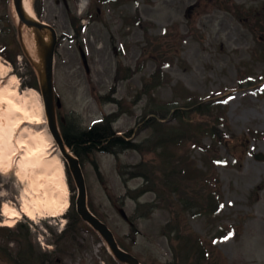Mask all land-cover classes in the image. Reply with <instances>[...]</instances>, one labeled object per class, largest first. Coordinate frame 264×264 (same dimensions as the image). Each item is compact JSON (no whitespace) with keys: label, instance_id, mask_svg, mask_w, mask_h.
I'll list each match as a JSON object with an SVG mask.
<instances>
[{"label":"rangeland","instance_id":"374dc122","mask_svg":"<svg viewBox=\"0 0 264 264\" xmlns=\"http://www.w3.org/2000/svg\"><path fill=\"white\" fill-rule=\"evenodd\" d=\"M28 1L56 33L57 126L86 130L110 117L138 147L80 162L89 207L119 245L141 264H264V161L254 158L264 154V0ZM31 27L17 19L13 0H0L1 82L15 75L22 94L38 87L44 107ZM199 102L208 112L197 119L196 107H186L189 123L164 111ZM45 117L36 126L47 129L63 163L67 205L18 220L35 246L26 255L8 243L0 211V264H120L74 215L77 190ZM209 125H217L214 135ZM25 182L0 173V209L20 204Z\"/></svg>","mask_w":264,"mask_h":264},{"label":"bare ground","instance_id":"6f19581e","mask_svg":"<svg viewBox=\"0 0 264 264\" xmlns=\"http://www.w3.org/2000/svg\"><path fill=\"white\" fill-rule=\"evenodd\" d=\"M22 7L27 18L35 19L28 0H22ZM30 29L33 30L32 54L41 69L42 52L49 46L51 36L48 31L47 34H43L34 27ZM36 49L39 55L36 54ZM5 68V65H0L1 70ZM2 78H0V173L7 175L14 169L19 181H23L27 176L25 188L18 191L21 193L23 204L21 212L11 204H4L2 208L5 226L12 227L15 220L21 218V214L34 219L36 215H41L45 211L50 214L56 213L64 204L65 210L67 202L61 200V193H67V188L63 180V163L59 156H53L57 150L51 151L53 138L46 128L39 129L36 126L40 123V115H46L42 104L37 102L38 93L35 90L23 94L19 92V81L14 75L6 84L1 82ZM46 119L45 117L44 123H47Z\"/></svg>","mask_w":264,"mask_h":264},{"label":"water","instance_id":"95a60500","mask_svg":"<svg viewBox=\"0 0 264 264\" xmlns=\"http://www.w3.org/2000/svg\"><path fill=\"white\" fill-rule=\"evenodd\" d=\"M15 7H16V11L17 14L20 18V20L22 22H24L27 25H34L38 28L41 27V25L34 23L33 21H27L22 13H21V8H20V0H15ZM52 52H53V48L51 47V49H49L47 51V55H46V82H47V89L43 91V96H44V101H45V107H46V112L50 121V127L52 130L53 135L55 136V138L57 139V141L59 142L60 146H62L61 143V139L59 138L58 134H57V130L54 126V121H53V105H52V95H51V65H52ZM67 159L70 162L71 167L74 168V176H75V180L76 183L78 185L79 188V199L77 202V211L78 214L82 217L83 220L89 222L96 230H98L101 235L106 239L108 245L110 246L112 252L115 254V256L121 260V261H128L131 260V264H137V261L135 259H133L131 256L121 252L116 243L114 242V239L112 237V234L110 233V231L108 230V228L102 224L99 220H97L96 218H94L86 209L85 206V188H84V182H83V178L80 172V169L77 165V161L73 160L71 157H69L66 154ZM256 158H260L262 159L263 157L258 155L256 156Z\"/></svg>","mask_w":264,"mask_h":264},{"label":"trees","instance_id":"16d2710c","mask_svg":"<svg viewBox=\"0 0 264 264\" xmlns=\"http://www.w3.org/2000/svg\"><path fill=\"white\" fill-rule=\"evenodd\" d=\"M199 116L201 117L200 107L197 108ZM198 116V118H199ZM175 119H181L186 122L183 112L175 111L173 114ZM154 121V120H152ZM211 134L215 131V128H211ZM63 137L66 144L71 147L73 152L78 156L87 155L92 150H99L103 152H111L113 149L125 150L138 148L135 144L125 141L124 138L117 137L110 127V122H106L95 125L88 131H79L68 129L65 125L62 126ZM20 234L25 235L24 229H19Z\"/></svg>","mask_w":264,"mask_h":264}]
</instances>
